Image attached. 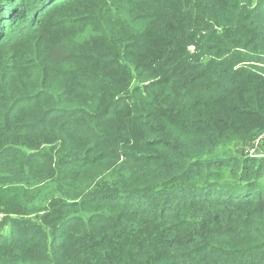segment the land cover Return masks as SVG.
I'll return each instance as SVG.
<instances>
[{
	"label": "trees",
	"instance_id": "16d2710c",
	"mask_svg": "<svg viewBox=\"0 0 264 264\" xmlns=\"http://www.w3.org/2000/svg\"><path fill=\"white\" fill-rule=\"evenodd\" d=\"M244 129L264 0H0V264H264Z\"/></svg>",
	"mask_w": 264,
	"mask_h": 264
},
{
	"label": "rangeland",
	"instance_id": "374dc122",
	"mask_svg": "<svg viewBox=\"0 0 264 264\" xmlns=\"http://www.w3.org/2000/svg\"><path fill=\"white\" fill-rule=\"evenodd\" d=\"M17 7H15L16 9ZM248 129H244L241 132L242 139H234L232 142L227 143L221 147L218 148L217 152H220L222 154H225L229 156L228 158L230 160L233 159H244L246 157L251 158H264V132L259 135L257 138L254 139H246V133ZM115 178V177H111ZM264 184V171L261 174V180ZM215 182H219L220 185H229L231 182H233L230 178V173L228 170L225 171L224 175L222 177H217L215 179ZM40 188L37 202L40 204L49 202L50 199L54 198L56 196V191L54 188V184L50 182L41 183L38 185Z\"/></svg>",
	"mask_w": 264,
	"mask_h": 264
}]
</instances>
